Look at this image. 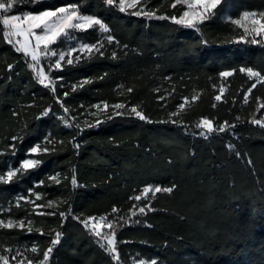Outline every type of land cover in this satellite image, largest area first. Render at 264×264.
Returning a JSON list of instances; mask_svg holds the SVG:
<instances>
[{
  "label": "trees",
  "instance_id": "obj_1",
  "mask_svg": "<svg viewBox=\"0 0 264 264\" xmlns=\"http://www.w3.org/2000/svg\"><path fill=\"white\" fill-rule=\"evenodd\" d=\"M115 1L16 0L11 14L73 3L108 28L72 32L102 56L76 48L69 57L63 37L51 45L48 51L66 53L62 70L54 68L57 56L43 55L29 68L31 57L15 50L0 24V176L7 179L24 159L42 161L9 183L0 180V224L14 225L0 226V264L22 256L38 264L50 247L44 264H264V80L239 71L264 75V40L234 23L247 12L264 22V0H222L194 28L171 19L182 11L180 0H140L149 17L121 12ZM40 69L47 87L39 84ZM118 103L126 107L117 110ZM116 111L122 114L110 119ZM203 118L216 129L209 138L199 135ZM98 120L106 122L91 127ZM221 125L227 131L219 132ZM173 185L171 193L143 195L146 186ZM148 205L152 210L140 215ZM94 215L130 225L107 229L117 260L84 227Z\"/></svg>",
  "mask_w": 264,
  "mask_h": 264
},
{
  "label": "snow or ice",
  "instance_id": "obj_2",
  "mask_svg": "<svg viewBox=\"0 0 264 264\" xmlns=\"http://www.w3.org/2000/svg\"><path fill=\"white\" fill-rule=\"evenodd\" d=\"M43 0H28V3H41ZM113 0H107L108 5H112ZM222 3V0H191V2L188 4L189 8L192 7H199L203 8L202 12H189L184 11L183 15L177 19L175 15L171 17L172 21H174L178 25L186 26L194 28L197 26V24L201 23L202 21H206L211 18L213 11L217 8L218 5ZM136 4V0H132L131 3H128L126 5V0H120V11L125 12L127 8L134 7ZM17 7L16 0H0V24H2L4 27L10 28L12 31L8 33L9 36H21L24 39L17 40L16 43L20 46L17 47L15 50L17 52H23V54L27 56H31V60L34 62L33 64H29V68H34L35 63H39V58L43 56H56L57 53L55 51H48L51 45H53L55 42L58 41L61 37H69V30H88L92 29L94 26L98 25L101 32L107 33L108 28L105 26L104 23L100 19L95 18L94 16L90 15H78L76 7L74 5H69L67 7H57L55 10H48V11H40L38 14H32L31 12L24 13L21 15H13L11 14L12 10ZM134 15L136 16H145L149 17L152 14L148 12L138 11L135 12ZM248 13H245V16H247ZM234 23L239 24V21H234ZM252 23L254 25H259V27L252 29V31L255 32L256 36L264 35V22L260 20H253ZM248 31L247 29L245 30ZM71 38V37H69ZM34 39L35 41V48L31 47V41ZM107 40L109 43L113 41V36L108 35ZM12 41L9 40V43ZM252 43H259L257 40H252ZM43 46L44 51L41 52L39 49ZM100 52V47L97 45H89V44H81L79 51L81 53L87 52L89 54H92L94 52ZM73 52L76 51L75 49L72 50ZM101 56L103 55V52H100ZM72 52L68 53V56L71 57ZM66 59L65 55L63 53L59 54V59L55 61L54 68L57 70H62V61ZM79 57H76V61H79ZM74 61L71 58L67 59V65H73ZM11 67V66H10ZM241 73H246L249 78L256 77L258 80H264V75H261L260 72L254 71L252 67H241L239 69ZM232 75V72L229 71H221L219 73L220 77H230ZM37 78L39 81V84L44 85L47 87L48 85L45 84V81L48 80V76L45 75L44 71L41 70L37 73ZM90 81L85 80L82 82L83 86L84 84H88ZM256 84H252V88L249 89L251 91L252 89L256 88ZM73 91L76 90V86L73 85ZM129 91H132L129 89ZM220 91L223 93L224 89L221 88ZM67 96L68 93H65ZM193 100L196 99V97L192 98ZM217 101L221 100V96L217 95L215 97ZM99 107V106H97ZM115 109L120 110L124 109L126 106L125 104H116ZM104 108L107 109L108 105L105 104ZM185 108L184 103L179 104V109L183 110ZM67 111V109H65ZM131 112L135 114V117L139 118L140 120H146V116L142 114L140 111L137 110V108L133 107L131 108ZM122 113L120 111H116L115 114L110 119H115L116 116L121 115ZM44 115H47V112L44 113ZM177 113H172V116L175 117ZM43 118V117H41ZM106 121H97L95 125H91V127H99L100 123H105ZM173 123L176 121L173 120ZM253 124L259 125L261 123L260 120H253ZM197 128H203L204 131L200 132L199 135L209 138L210 134L215 132L216 129L213 126V121L208 118H203L199 121V124L197 125ZM227 131V128L224 125H221L219 127V132L223 133ZM15 140V138H13ZM40 146L32 147L29 150V155L38 153ZM78 147V146H77ZM45 151H47L45 149ZM237 156H239V153H237ZM42 164V161L39 159H24L21 168L16 169V171H8L7 172V179H5L3 176H0V180H3L4 183H9L14 176L21 170H23L25 173L29 170H33L40 166ZM51 179L56 180L57 184L59 181L56 179V177H51ZM77 180L75 176L72 179V184L76 185ZM43 184V182H41ZM175 185L172 187H164L161 188L159 186H156L155 188L151 187H144L143 188V194L147 195L150 192L153 193V195L158 193H171L174 191ZM31 191V190H30ZM143 197L141 195L135 196L136 201H140ZM39 199V197H37ZM51 204V202H50ZM150 205L145 207H139L138 213L140 215H145L147 211H151ZM113 213L117 211V209L113 208ZM52 213H49L51 215ZM61 216H64L65 213H60ZM137 213L134 212L133 216H136ZM101 220L104 219V217L100 218ZM92 220V217H89L88 220H84V227L87 228L89 226V221ZM138 223V221H137ZM0 226L5 228H13L14 225L9 222L8 224H0ZM124 226H130L128 224L120 225L119 227L109 224L108 227L110 229H113L115 232H118L122 230ZM21 228H23V224L20 225ZM92 229L95 232V235L97 237L101 236V233L99 231V225L95 222L91 224ZM29 233L32 231L31 229L28 230ZM107 240V245L111 246L108 248L109 251L115 252V235L110 237H104ZM61 239V234L58 232L56 234V239L52 240V244L56 245L58 244L59 240ZM33 253L37 252V248L33 247L31 249ZM54 249L52 247L48 248L47 251L43 252V261L40 262V264H44V261H47L49 259V256L53 253ZM5 264H7V261H5ZM29 264H32V261L29 260Z\"/></svg>",
  "mask_w": 264,
  "mask_h": 264
},
{
  "label": "rangeland",
  "instance_id": "obj_3",
  "mask_svg": "<svg viewBox=\"0 0 264 264\" xmlns=\"http://www.w3.org/2000/svg\"><path fill=\"white\" fill-rule=\"evenodd\" d=\"M139 1L140 0H136L135 6L134 7H131V8H127V10L125 12H128V10H136L135 12L141 11V8L138 5V2ZM131 2H132V0H126V5L128 3H131ZM180 2L183 4L182 5L183 8H182V11L179 13V15L176 16L177 19H179L183 15V12L184 11H189V12H202L203 11V8H199V7H195V6L192 7V8H189L188 7V4L191 2V0H180ZM115 3L120 8V0L115 1ZM69 5H74L76 7V10H77L78 15H81V16H83V15H90V14L81 13L77 9V5L76 4H73V3L66 4V5H61L59 7H67ZM48 10H55V9H45V10H42V11H48ZM38 13L39 12L32 13V14H38ZM247 13H248L247 16H245V13H243L241 16L236 17L234 19V21H239L240 23L239 24L235 23V24L241 29V31L244 33V35H247V36L253 37V38H256V37L259 38L260 37L262 40H264V35L256 36L255 35V32L252 31V29L259 27V25H254L252 23V21L253 20H260V18L256 14H254L253 12H247ZM12 14L13 15H21L22 16L24 13H12ZM90 16H93V15H90ZM94 17L97 18L96 16H94ZM246 29L248 30L247 32L245 31ZM11 31L12 30L10 28H8V33L11 32ZM73 31H75V30H69V37H71V38H69V37H63L64 40H68L70 42L69 52H71L73 49L80 48V46L82 44L80 41H76L75 40V38H74V36L72 34ZM8 37L9 38H12L13 41L15 42V44L18 45V47L20 45L17 44L16 41L17 40H21L22 41L24 39L21 36H9L8 35ZM57 42H59V41H57ZM71 43H75V45L72 46ZM31 47L32 48H35V41H34V39L31 41ZM41 48L43 49V46H41ZM39 51L43 52L44 50L39 49ZM52 51H55V50H52ZM60 53H63L64 55L66 54L65 52H60ZM60 53H57V55H56L57 56V59H59V54ZM51 57H53V56H51ZM39 71H41V69ZM146 187H149V186H146ZM89 217H92V220L89 221V226L87 227V229L90 230V235L92 236V240L95 242V244L100 245L105 250V252H107L110 256H112L114 259L117 260L116 250H115V252L109 251L108 248L111 247V246H108L107 245V240L104 238V237L113 236L111 233H107V229L109 228L108 227V225H109L108 219L105 216H99V215H94V216H89ZM101 217H104V219L101 220L100 219ZM88 218H86L85 220H88ZM93 222H95V223H97L99 225V231L101 233V236L100 237H97L95 235V232H94V230L91 227V224ZM14 264H29V261H26L25 258L22 256V257H19V259H17ZM38 264H40V263H38Z\"/></svg>",
  "mask_w": 264,
  "mask_h": 264
}]
</instances>
